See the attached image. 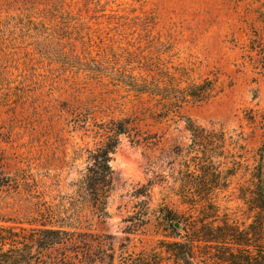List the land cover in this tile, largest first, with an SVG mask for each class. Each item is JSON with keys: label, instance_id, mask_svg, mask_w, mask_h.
<instances>
[{"label": "rangeland", "instance_id": "374dc122", "mask_svg": "<svg viewBox=\"0 0 264 264\" xmlns=\"http://www.w3.org/2000/svg\"><path fill=\"white\" fill-rule=\"evenodd\" d=\"M131 76L211 81L206 99L175 106L213 137L210 199L181 196L191 134L177 116L148 114L154 98L119 82ZM135 116L99 217L87 150ZM259 170L264 183V0H0V264H111L112 252L119 264L175 240L193 241V264H213L207 237L226 222L247 243L240 231L256 227ZM44 229L58 243L40 245Z\"/></svg>", "mask_w": 264, "mask_h": 264}, {"label": "trees", "instance_id": "16d2710c", "mask_svg": "<svg viewBox=\"0 0 264 264\" xmlns=\"http://www.w3.org/2000/svg\"><path fill=\"white\" fill-rule=\"evenodd\" d=\"M119 82L127 86L136 95L147 94L150 98H154L156 103L154 110L146 107L149 110L148 114H157L161 119L177 116L185 123L186 129L191 134V143L185 152L188 155L183 160L182 178L184 179L180 194L183 199L189 201H194L196 197L201 195L210 199L208 196L211 190H208L207 187L217 185L219 174V171H217L218 163L213 161V157L207 153L206 149V143L212 142L213 137L210 132L196 125L191 118L177 113L175 106L188 101V99L195 101L206 99L210 94L211 81L207 80L202 84H188L183 88L178 87L173 81V83L166 84L154 79H136L132 76L127 81ZM139 113L143 116L147 115V113L140 110ZM137 119L138 117L135 116L133 119L110 121L109 134L105 137L103 143L95 149L87 150L88 162L83 180L90 195L91 206L99 217L107 215L106 197L112 174L110 161L111 155L118 144V135L126 133L132 127L128 124L136 123L133 120ZM193 189H198V191ZM253 201L258 217L256 227L252 233L240 231V237L246 240L247 243H240L238 238H235L236 229L234 225H229L226 222L220 227L223 237L216 239L218 237L213 234L207 237L209 238L206 240L207 248H209L208 256L213 264H264V183L260 170L255 181ZM163 217L165 222L169 224L176 218V215L170 211V213H163ZM208 220L206 225L209 229H213L212 221ZM172 226L173 229H176L179 224L174 223ZM42 232L43 234L39 240L40 245L48 247L58 243L59 233L57 231L44 229ZM192 244L193 241L191 240H175L170 245V251L163 249V247H158V249L154 247L149 250L144 248L137 253L121 255L119 264H193ZM163 252H167L166 256ZM109 258L112 264L113 252L109 255Z\"/></svg>", "mask_w": 264, "mask_h": 264}]
</instances>
